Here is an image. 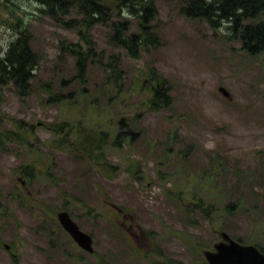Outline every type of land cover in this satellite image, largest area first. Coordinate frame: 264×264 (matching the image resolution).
<instances>
[{"label": "rangeland", "instance_id": "obj_1", "mask_svg": "<svg viewBox=\"0 0 264 264\" xmlns=\"http://www.w3.org/2000/svg\"><path fill=\"white\" fill-rule=\"evenodd\" d=\"M182 1L153 0L157 44L132 57L109 40V25L78 29L73 10L0 0V55L16 40L35 60L26 96L0 85V264H207L202 252L221 232L264 253L255 195L244 198L252 213L222 211L233 187L207 192L211 211L182 207L194 188L204 194L193 185L218 167L211 155L249 171L264 155V56L243 52L228 24L184 15ZM111 20L128 22V34L141 22ZM112 67L117 86L107 82ZM155 79L170 87L167 110L148 105ZM61 211L92 238V254L60 227Z\"/></svg>", "mask_w": 264, "mask_h": 264}, {"label": "trees", "instance_id": "obj_2", "mask_svg": "<svg viewBox=\"0 0 264 264\" xmlns=\"http://www.w3.org/2000/svg\"><path fill=\"white\" fill-rule=\"evenodd\" d=\"M43 8L49 11L61 8L62 12L75 11L79 16L77 20L69 23L78 29L88 30L91 27L103 24L109 25L111 30L109 40L122 50H127L132 57H136L135 51L141 46L147 49L156 45V36L150 25L152 12L154 11L153 0H37ZM185 1L186 4L183 2ZM183 14L191 18L205 19L213 26L222 23L228 24V29L234 39H236L243 52L250 56H264V0H183ZM66 11V12H65ZM119 15L120 18L130 15L141 20L138 33L128 34L129 23L124 21H112L111 14ZM85 60L78 54L77 67L79 77L85 71ZM34 55L25 44H20L16 40L12 42L6 52L0 55V85L12 83L20 89L21 95L26 96V91L30 89V77L34 71ZM107 74V82L113 81L117 86L116 67H112ZM149 88V107L153 110H167L172 105L170 87L163 79L151 80ZM155 82V84H154ZM153 84V85H152ZM121 85L118 86L120 90ZM115 95L117 90L114 87ZM119 129H124L126 123L123 120L118 122ZM118 132L117 142L128 139V130ZM118 147V146H117ZM96 149V148H95ZM214 156V157H213ZM217 168H210L204 175L208 182L193 185L200 186L204 194L197 196L194 188L193 200L183 207L184 213L193 212L189 207L195 205L199 211H211L213 204L204 201L207 192L212 190L228 192L230 187L234 190V201L219 202L222 204L223 212L231 214L237 211H247L252 213L255 208H249L248 202L244 200L249 193L255 195L258 201H264V155L259 157V165L253 170L230 169L224 163L217 162L219 155H211ZM214 162V161H213ZM229 168V169H228ZM227 171L224 173L223 170ZM221 177V178H220ZM218 179H223L219 184ZM238 190V191H237ZM233 203V204H232ZM247 204V205H246ZM235 205V206H234ZM227 207H233L228 210ZM258 207V206H257ZM260 208V207H259ZM263 209L264 213V208ZM190 219V218H188ZM256 224L264 223L263 218H253ZM189 223V222H187ZM240 244H243L239 240ZM262 251L263 247L258 246ZM261 252V251H260ZM263 253V252H262ZM264 254V253H263Z\"/></svg>", "mask_w": 264, "mask_h": 264}, {"label": "water", "instance_id": "obj_3", "mask_svg": "<svg viewBox=\"0 0 264 264\" xmlns=\"http://www.w3.org/2000/svg\"><path fill=\"white\" fill-rule=\"evenodd\" d=\"M218 91L224 98L229 99V93L224 88L219 87ZM56 219L79 248L92 253L91 237L79 229L68 213L59 212ZM219 235L221 241L213 245V251L202 252L207 264H264V255L260 254L253 246L240 245L223 232ZM5 248L7 247L5 246Z\"/></svg>", "mask_w": 264, "mask_h": 264}, {"label": "flooded vegetation", "instance_id": "obj_4", "mask_svg": "<svg viewBox=\"0 0 264 264\" xmlns=\"http://www.w3.org/2000/svg\"><path fill=\"white\" fill-rule=\"evenodd\" d=\"M4 248H5V246H4Z\"/></svg>", "mask_w": 264, "mask_h": 264}]
</instances>
